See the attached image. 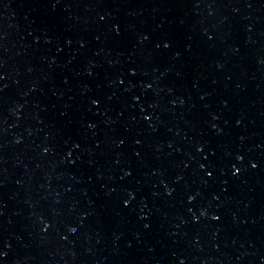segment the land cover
Returning <instances> with one entry per match:
<instances>
[{
    "label": "water",
    "instance_id": "obj_1",
    "mask_svg": "<svg viewBox=\"0 0 264 264\" xmlns=\"http://www.w3.org/2000/svg\"><path fill=\"white\" fill-rule=\"evenodd\" d=\"M0 264H264V0H0Z\"/></svg>",
    "mask_w": 264,
    "mask_h": 264
}]
</instances>
